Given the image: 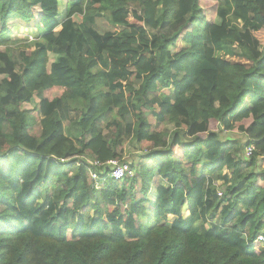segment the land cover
I'll return each mask as SVG.
<instances>
[{
    "label": "trees",
    "instance_id": "16d2710c",
    "mask_svg": "<svg viewBox=\"0 0 264 264\" xmlns=\"http://www.w3.org/2000/svg\"><path fill=\"white\" fill-rule=\"evenodd\" d=\"M64 1L0 0V264H264V0Z\"/></svg>",
    "mask_w": 264,
    "mask_h": 264
},
{
    "label": "rangeland",
    "instance_id": "374dc122",
    "mask_svg": "<svg viewBox=\"0 0 264 264\" xmlns=\"http://www.w3.org/2000/svg\"><path fill=\"white\" fill-rule=\"evenodd\" d=\"M146 32H147V37L148 38H150V37H152V35H156V34H158V35H167V36L171 35V31H170L168 23H164L158 30L146 29ZM11 33H12L11 34V38L16 43H15L14 46H12L10 48V56L12 57V59L14 60L15 63L19 64V63L22 62L20 57H19V53H18L19 48H22L24 46V44L28 43L29 41H36L38 36H37V33L35 32V30L26 29L21 24H19L18 26L13 27L12 30H11ZM37 47L38 46L36 44H30L29 48L31 50H33V49H35ZM3 49L4 48H0V51H3ZM41 97H43L42 94H38V96L34 97L30 101V103L24 104L23 107H26V108H34V107H36L37 104H38V101L40 100ZM68 115L72 119H75V118L78 117V115L76 113H73V112H70ZM64 125L66 126L67 123L65 122ZM172 128H173V126L167 125L166 128H164L165 129L164 131L170 132ZM236 137H238V135H232V134L226 133L225 135H223L220 138L221 139H228V138L235 139ZM132 145H133L132 143H128L127 145H125V150H124L125 154L123 153V159H121L120 161H124V159H127L129 157L130 161H125V162L131 163L132 160H134L137 157V155L135 153H133L134 149H133ZM76 157H78V156H76V155L66 156L64 159L65 160H70L71 158H76ZM86 160L89 161L88 159H85V161ZM78 164H79V162H77V165ZM1 165H3L2 160H0V166ZM4 209L5 208L0 205V212L3 211ZM173 219L174 218H169V223H171L173 221ZM263 239H264V237H263Z\"/></svg>",
    "mask_w": 264,
    "mask_h": 264
},
{
    "label": "built area",
    "instance_id": "2783aa9c",
    "mask_svg": "<svg viewBox=\"0 0 264 264\" xmlns=\"http://www.w3.org/2000/svg\"><path fill=\"white\" fill-rule=\"evenodd\" d=\"M254 151L253 146H249L245 149L244 157L248 158L252 155ZM87 161V160H86ZM91 164L89 169V177L92 184L96 188H100V181L105 178L112 179L115 181H120L126 177L133 176V170L130 166V163L120 160H109L107 162H100L98 160L88 161ZM222 193L218 191V196H221ZM259 241L264 242L262 236L258 237Z\"/></svg>",
    "mask_w": 264,
    "mask_h": 264
},
{
    "label": "crops",
    "instance_id": "0c3cea01",
    "mask_svg": "<svg viewBox=\"0 0 264 264\" xmlns=\"http://www.w3.org/2000/svg\"><path fill=\"white\" fill-rule=\"evenodd\" d=\"M65 5H66V1L64 0H60V3H59V10H60V13H63V10L65 8ZM148 29V28H147Z\"/></svg>",
    "mask_w": 264,
    "mask_h": 264
}]
</instances>
